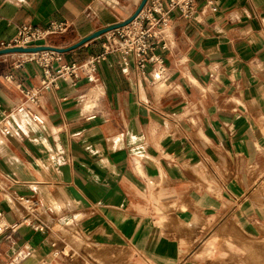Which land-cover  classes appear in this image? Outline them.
Segmentation results:
<instances>
[{
    "label": "crops",
    "instance_id": "obj_1",
    "mask_svg": "<svg viewBox=\"0 0 264 264\" xmlns=\"http://www.w3.org/2000/svg\"><path fill=\"white\" fill-rule=\"evenodd\" d=\"M140 2L0 0V43L23 25H61L46 44L67 48ZM212 2L216 12L197 20L173 14L164 81L151 61L124 75L110 54L95 83L42 94L43 125L17 109L22 94L3 79L37 88L40 67L0 58V264H61L59 252L80 249L99 264L130 253L127 264H264V0ZM103 42L63 53L64 63L100 54Z\"/></svg>",
    "mask_w": 264,
    "mask_h": 264
},
{
    "label": "built area",
    "instance_id": "obj_2",
    "mask_svg": "<svg viewBox=\"0 0 264 264\" xmlns=\"http://www.w3.org/2000/svg\"><path fill=\"white\" fill-rule=\"evenodd\" d=\"M207 11L216 12L212 0H206L201 9H197L196 0H147L139 14L128 25L103 35L104 42L100 54L91 56L81 63L66 64L62 54L53 50L23 53L26 57H21L20 53L21 58L14 63L15 67L29 62L39 66L42 73L39 87L25 88L20 81H14L10 74L5 75L3 79L14 84L22 94L23 101L17 109L24 111L37 125H43L44 121L37 113L42 94L57 90L61 83L73 85L81 78L95 83L97 65L110 54L120 56L121 72L124 75L128 74L131 65L143 73L150 61L154 64V72L165 75L163 52L169 48L166 34L171 28L173 14L176 13L178 18L184 20H197L198 16ZM65 29L66 27L57 25L42 31L23 25L10 42L0 43V50L48 46L46 38ZM2 130L7 131L3 126ZM17 202L27 206L29 210L36 211L39 208L38 202L34 199L20 197ZM5 229V226L0 225V232ZM36 229L42 231L44 227L38 225Z\"/></svg>",
    "mask_w": 264,
    "mask_h": 264
},
{
    "label": "rangeland",
    "instance_id": "obj_3",
    "mask_svg": "<svg viewBox=\"0 0 264 264\" xmlns=\"http://www.w3.org/2000/svg\"><path fill=\"white\" fill-rule=\"evenodd\" d=\"M58 34H54V35H58ZM101 40L103 41V39H100V41ZM90 42H92V41H90ZM90 42H88L87 44H90ZM19 54L20 53L3 55L0 58L2 59L3 57H6V56H15L14 57L15 59L11 60L13 63H15L18 58H21L19 56ZM63 228L68 230V229H71L73 227L67 226V227H63ZM54 232L59 236L58 237V244H57L58 249H61L62 245H64V248H65L66 242L70 243L69 240L68 241L66 240V234L64 232H61L60 229L58 228V226H55ZM76 247H77V249H79L80 245L78 244V245H76ZM69 252H70L69 256L68 255L65 256L63 254H60V252H59L57 254L55 261H57L58 263H61V264H93V263L99 264L98 262L94 261V258H92L90 256L89 252L86 251L85 249L84 250L80 249V250H77L76 252H73V251H69ZM132 256H133L132 253H130L129 255H123V256H119V257H114V256L112 257L111 256V257H107V258L106 257H101V258L103 260L102 264H127V263H129ZM217 258L223 261L226 258V255L224 257H217ZM252 259H254V258H252Z\"/></svg>",
    "mask_w": 264,
    "mask_h": 264
},
{
    "label": "water",
    "instance_id": "obj_4",
    "mask_svg": "<svg viewBox=\"0 0 264 264\" xmlns=\"http://www.w3.org/2000/svg\"><path fill=\"white\" fill-rule=\"evenodd\" d=\"M146 1L147 0H141L136 11L127 20H125L121 23H118V24H114V25L105 27L101 30H98V31L90 34L89 36L82 38L80 41H78L77 43H75V44H73L67 48H53L50 46H42V47H34V48H20V47L19 48H9V49L0 50V56L13 54V53H35V52H39V51H43V50H53V51H56V52L61 53V54L73 51V50L85 45L86 43H88L92 40L100 38L102 35L106 34L107 32H110L112 30H115V29H118L120 27L128 25L139 14V12L144 7Z\"/></svg>",
    "mask_w": 264,
    "mask_h": 264
},
{
    "label": "bare ground",
    "instance_id": "obj_5",
    "mask_svg": "<svg viewBox=\"0 0 264 264\" xmlns=\"http://www.w3.org/2000/svg\"><path fill=\"white\" fill-rule=\"evenodd\" d=\"M69 28V27H68ZM68 28H66L65 30H63V32L59 33L58 35H62L65 34L68 30ZM51 36H56V35H50L46 38V40L51 37ZM21 57H26V54L21 53ZM155 78L157 82H161L165 80V75L159 74L157 73V71H155ZM16 200H19V198H17ZM22 204V203H21ZM24 206V205H23Z\"/></svg>",
    "mask_w": 264,
    "mask_h": 264
}]
</instances>
